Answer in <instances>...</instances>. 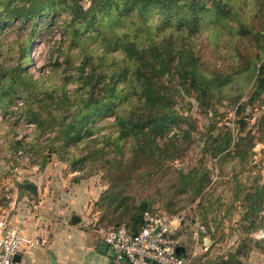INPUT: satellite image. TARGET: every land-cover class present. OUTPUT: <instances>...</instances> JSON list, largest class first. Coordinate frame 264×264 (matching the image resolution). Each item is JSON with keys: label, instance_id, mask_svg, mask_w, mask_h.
Returning a JSON list of instances; mask_svg holds the SVG:
<instances>
[{"label": "rangeland", "instance_id": "1", "mask_svg": "<svg viewBox=\"0 0 264 264\" xmlns=\"http://www.w3.org/2000/svg\"><path fill=\"white\" fill-rule=\"evenodd\" d=\"M89 3L90 0H82L85 8ZM253 6L252 1L246 0L240 11L253 25L261 26L264 7ZM18 26L19 22L14 21L4 24L0 31V62L8 66L19 61L16 41L27 38L29 33V29L21 31ZM39 34L40 40H34L29 47L27 72L38 79L54 69L63 78L64 68L69 65V73L78 65L75 47L62 37L56 25L40 28ZM208 41L207 34L200 38L199 55L212 68L222 70ZM67 55L74 56L66 62ZM256 55L264 58V49L256 48L248 58L250 68L220 88L213 87L210 97L203 98L198 91L181 94L174 106L175 122L162 140L158 139L160 148L152 147V151L143 154L140 151L137 156L127 148L124 164L119 168L109 163L112 157H122L121 151L112 146L107 147L111 151L108 160V155L101 153L103 145L98 143L64 147L65 138L56 125L59 119L43 121L46 126L41 130L34 122H28L18 111L24 102L20 95L18 107L9 108L18 112L0 113V219L15 223L21 214L24 217L38 208L34 219L40 224V217L61 206L68 223L77 215L83 229L102 233L123 222L130 224L132 206L149 199L153 211L172 215L190 210L193 218L205 225V239L200 235L197 244L192 239L193 220L182 225L189 264H219L238 251V264H264V243L257 242L262 238L250 230L251 226L264 228V192L259 193L264 187V92L258 98L250 95ZM55 83L59 84L57 80ZM74 87L69 84L67 88L72 91ZM241 120L246 123L244 126L239 124ZM113 121L109 112L97 117L89 141L104 134L116 136ZM225 133L232 137V149L218 160L211 155ZM14 139L23 140L24 147L16 150L11 144ZM130 145L133 144L126 142L122 147ZM193 172L210 180L199 195L183 177ZM19 183H32L37 194L18 189ZM84 196L88 198L85 200ZM53 212V217L58 215ZM15 224L19 225V220Z\"/></svg>", "mask_w": 264, "mask_h": 264}, {"label": "trees", "instance_id": "2", "mask_svg": "<svg viewBox=\"0 0 264 264\" xmlns=\"http://www.w3.org/2000/svg\"><path fill=\"white\" fill-rule=\"evenodd\" d=\"M245 1L90 0L85 8L82 0H0V31L4 24L14 21L19 22V30L29 29L27 38L14 42L19 61L11 66L0 62V113L11 115L19 111L39 130L46 126L43 121L59 119L56 125L65 138L64 147L98 143L103 145L101 153L107 154L108 160L111 151L107 147L112 146L121 151L122 157H112L109 163L119 168L124 164L127 148L135 156L140 151H152V147L160 148L158 139L162 140L175 122L174 106L181 94L198 91L203 98L210 97L213 87L220 88L250 68L248 58L259 46L264 49V22L256 26L245 18L240 11ZM250 1L255 9L264 7V0ZM53 25L75 47L78 65L69 73V65L64 68L63 78L52 69L50 75L34 79L27 72L29 47L34 40H40V28ZM204 34L209 39L207 47L219 58L222 70L212 68L199 55V40ZM232 49L238 54H233ZM72 56L67 55L66 62ZM256 56L250 91L253 98L264 92V58ZM173 83L177 87H172ZM69 84L75 86L72 91L67 88ZM20 95L23 105L18 111H9L18 107ZM59 112L65 115L62 117ZM108 112L114 119L117 135L104 134L89 141L95 119ZM239 124L246 123L241 120ZM126 142L133 145L122 147ZM231 142V135L225 133L211 156H225L232 149ZM11 144L15 149L24 147L23 140L14 139ZM183 177L197 195L210 181L195 172ZM263 192L264 187L259 193ZM146 202L147 210H151V200ZM139 206L140 203L132 206L130 224L126 223L132 231L140 225L136 220L143 212ZM252 227L250 230L262 238L257 242L264 243V228ZM239 253L219 264H238Z\"/></svg>", "mask_w": 264, "mask_h": 264}, {"label": "built area", "instance_id": "3", "mask_svg": "<svg viewBox=\"0 0 264 264\" xmlns=\"http://www.w3.org/2000/svg\"><path fill=\"white\" fill-rule=\"evenodd\" d=\"M21 154V151H18ZM141 223L132 231L126 223L107 229L103 232L105 245L114 253L115 261L121 264H189L186 258L176 255L180 242L175 235L177 228L193 220L192 239L198 243L200 235L207 234L204 225L190 210L166 215L153 210L141 214ZM205 241V240H204ZM38 242L22 229L10 226L5 219H0V264H23L15 260L23 251L31 253Z\"/></svg>", "mask_w": 264, "mask_h": 264}, {"label": "crops", "instance_id": "4", "mask_svg": "<svg viewBox=\"0 0 264 264\" xmlns=\"http://www.w3.org/2000/svg\"><path fill=\"white\" fill-rule=\"evenodd\" d=\"M102 195L105 194L102 193ZM87 198L84 196L85 200ZM77 202L79 204V201ZM54 209V212L48 211L46 217L39 218L40 224L36 223L34 219V212L38 211V208H33L32 212L24 217L21 214L17 219H14L15 223L19 220V225L6 221L8 225L22 229L38 242V246L31 249V253L27 254L21 251L18 254V262L23 264H50L52 257L60 264H121L115 261L114 253L105 245L103 232L98 233L83 229L80 217L77 215L73 216L79 217L78 223L72 222L73 216L70 219L71 223H68L62 215L64 213L61 206ZM52 212L58 215L53 217ZM182 228H177L175 235L180 242V247H183L186 253L188 244L183 236Z\"/></svg>", "mask_w": 264, "mask_h": 264}, {"label": "water", "instance_id": "5", "mask_svg": "<svg viewBox=\"0 0 264 264\" xmlns=\"http://www.w3.org/2000/svg\"><path fill=\"white\" fill-rule=\"evenodd\" d=\"M17 187H18V189L25 190V191L29 192L32 195H36L37 194V188L32 183H19ZM139 208H140L141 211H145L148 208V204L146 202H142L140 204ZM136 220H137L138 223H141L142 218H141L140 214L136 216ZM72 222L78 223L79 222V217L73 216L72 217ZM176 255L178 257H180V258H184V256H185L184 248L183 247H178L176 249ZM15 260L18 262L19 261V257L16 256ZM50 264H60V263H57L55 261V259L51 257Z\"/></svg>", "mask_w": 264, "mask_h": 264}]
</instances>
